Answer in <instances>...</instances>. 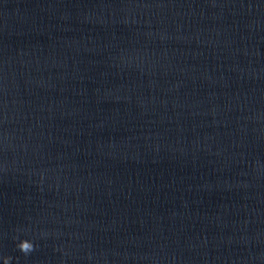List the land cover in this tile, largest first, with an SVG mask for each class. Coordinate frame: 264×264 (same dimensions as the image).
I'll return each instance as SVG.
<instances>
[{"label":"clouds","instance_id":"9594fccd","mask_svg":"<svg viewBox=\"0 0 264 264\" xmlns=\"http://www.w3.org/2000/svg\"><path fill=\"white\" fill-rule=\"evenodd\" d=\"M19 250L25 254L30 253L34 249V245L31 241L24 239L19 242L17 245ZM10 258H5V264H8Z\"/></svg>","mask_w":264,"mask_h":264}]
</instances>
